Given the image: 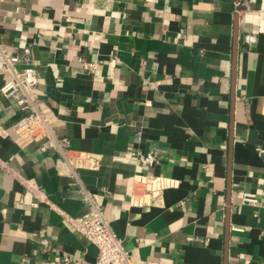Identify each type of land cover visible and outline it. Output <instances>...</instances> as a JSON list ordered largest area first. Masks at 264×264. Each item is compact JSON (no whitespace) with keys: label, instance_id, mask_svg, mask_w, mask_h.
I'll list each match as a JSON object with an SVG mask.
<instances>
[{"label":"crops","instance_id":"crops-1","mask_svg":"<svg viewBox=\"0 0 264 264\" xmlns=\"http://www.w3.org/2000/svg\"><path fill=\"white\" fill-rule=\"evenodd\" d=\"M0 44L30 47L52 126L95 161L19 146L0 94V264H93L70 220L94 206L134 264H264V0H0Z\"/></svg>","mask_w":264,"mask_h":264},{"label":"built area","instance_id":"built-area-1","mask_svg":"<svg viewBox=\"0 0 264 264\" xmlns=\"http://www.w3.org/2000/svg\"><path fill=\"white\" fill-rule=\"evenodd\" d=\"M252 40V35H244L246 43ZM0 75V94L12 100L19 112V116L10 125L19 146L36 143L40 151L57 153L73 175L77 168L95 166L92 153L72 149L68 137L58 133L52 126L49 107L37 94L38 76L28 45L14 52L0 44ZM135 139H138V135ZM138 159L150 165L153 154L148 152L138 155ZM133 179L147 199L159 195L166 180L165 177L149 172L133 175ZM242 201L255 203L257 197L253 193L244 192ZM70 221L77 231L96 246L97 255L93 264H134L124 247L123 239L111 229L98 207L94 206L88 213Z\"/></svg>","mask_w":264,"mask_h":264}]
</instances>
